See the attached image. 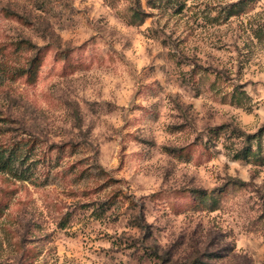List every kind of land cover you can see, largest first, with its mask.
Segmentation results:
<instances>
[{"label":"rangeland","instance_id":"obj_1","mask_svg":"<svg viewBox=\"0 0 264 264\" xmlns=\"http://www.w3.org/2000/svg\"><path fill=\"white\" fill-rule=\"evenodd\" d=\"M236 1L0 0V115L34 148L0 172V264H264V0Z\"/></svg>","mask_w":264,"mask_h":264},{"label":"trees","instance_id":"obj_2","mask_svg":"<svg viewBox=\"0 0 264 264\" xmlns=\"http://www.w3.org/2000/svg\"><path fill=\"white\" fill-rule=\"evenodd\" d=\"M251 0H238L235 3H230L225 7V11L228 12L230 10H235L237 7H243L245 4H247ZM242 8H239L241 11ZM140 12L135 11L133 18L136 19L140 16ZM133 23V21H131ZM255 35L257 38H262L264 36V31L262 27H257V29L254 30ZM29 45L31 43L29 41H25ZM32 46V45H31ZM32 77V75H31ZM239 89L237 91L238 94L237 96H247L246 92L241 89V86H239ZM11 121L5 117L0 115V172H5L9 173L12 177H14L17 180L20 181H25V180H30V175L27 174L28 167H24L25 163L29 160V158L32 156L33 157V144H29L28 141L23 142V139H20L19 141H9L8 140V132L9 131H14L10 125ZM221 127H216L214 130L210 129L212 132L214 131L215 133L219 131ZM241 136H244V133H240ZM243 134V135H242ZM255 138V135H250L246 134L245 135V142L247 143V147H242V149H235L234 152L232 153V159H250L251 156L256 157L257 152H254L251 150L252 145L250 141ZM257 148L260 147V143L257 142ZM259 163H254V166H259L264 163H262V158L258 159ZM234 182L227 183L226 186L221 188L219 192H225L227 186H236L241 184H244V181L234 179ZM120 191V188L115 189L114 193H117ZM115 196V195H114ZM191 198L195 197L194 195L190 196ZM203 197V196H201ZM132 206H134V203L132 202ZM135 207V206H134ZM129 224L139 227L140 229L143 227H146V223L144 221V218L142 216V213L139 215L133 214L132 218L129 219ZM149 254H154L158 255L156 250H152L151 253ZM198 262H201L197 260L196 258L192 259L191 261H188V264H197Z\"/></svg>","mask_w":264,"mask_h":264}]
</instances>
